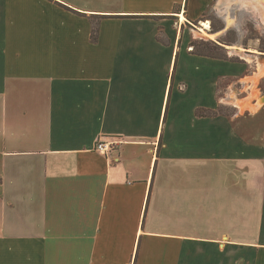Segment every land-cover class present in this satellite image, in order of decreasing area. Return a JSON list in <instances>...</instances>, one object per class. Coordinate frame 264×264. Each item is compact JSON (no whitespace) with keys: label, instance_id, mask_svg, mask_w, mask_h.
<instances>
[{"label":"crops","instance_id":"1","mask_svg":"<svg viewBox=\"0 0 264 264\" xmlns=\"http://www.w3.org/2000/svg\"><path fill=\"white\" fill-rule=\"evenodd\" d=\"M253 1L0 0V264H264V53L185 30Z\"/></svg>","mask_w":264,"mask_h":264},{"label":"rangeland","instance_id":"2","mask_svg":"<svg viewBox=\"0 0 264 264\" xmlns=\"http://www.w3.org/2000/svg\"><path fill=\"white\" fill-rule=\"evenodd\" d=\"M260 8L262 9V11H259L256 7L250 5L245 6V3L243 2L236 3V5L230 8V15L234 17L235 26L231 28L223 37L216 39V41L201 38L195 39L192 30L197 31V27L204 30V27L198 22L194 23L196 27L188 24L185 30L191 36L190 38L192 41L190 43V46L193 47V43H196L198 45L202 43L210 44L211 46L209 48L216 45L218 47H221V49L211 50L204 47V52L213 51V53L216 55L227 57L228 59L237 62H245L246 59L249 61L255 60V55L261 56L264 53V6ZM206 18L211 23V31H213L214 29H221L224 25L222 19H219L218 17H215L213 15H209ZM206 33L210 34L211 32L206 30ZM195 35L203 36L204 34L198 35L195 33ZM233 46L244 48V54L237 53L236 50H231L232 48H228ZM221 112L227 113V111L224 109H222ZM254 128L259 129L260 124H255ZM256 221L257 220L254 218L253 223H255ZM242 234L244 235V233ZM238 235L239 237L241 236V234L239 233ZM252 235L254 236L255 232H252ZM238 255L240 257V261H238V264H245L243 258L245 253H238Z\"/></svg>","mask_w":264,"mask_h":264},{"label":"trees","instance_id":"3","mask_svg":"<svg viewBox=\"0 0 264 264\" xmlns=\"http://www.w3.org/2000/svg\"><path fill=\"white\" fill-rule=\"evenodd\" d=\"M214 32L217 31V29H214L213 30ZM98 33H99V28H98V25L96 23H94V28H93V32H92V41L93 42H97L98 41ZM158 39L161 41V42H164L165 41L161 38V37H158ZM194 49H193V53L197 54V55H204V56H210V57H216V58H221V59H228L227 57H222L220 55H216L213 53V51L211 52H204V47H206V49H221V47H218L216 45H214L213 47L209 48L211 45L210 44H205V43H202V44H196V43H193L192 44ZM217 112L215 111H208V110H197V115L198 116H213V115H216Z\"/></svg>","mask_w":264,"mask_h":264},{"label":"built area","instance_id":"4","mask_svg":"<svg viewBox=\"0 0 264 264\" xmlns=\"http://www.w3.org/2000/svg\"><path fill=\"white\" fill-rule=\"evenodd\" d=\"M122 143L123 141L119 137L102 138L96 142L94 151L102 155L109 156L114 151H117Z\"/></svg>","mask_w":264,"mask_h":264},{"label":"bare ground","instance_id":"5","mask_svg":"<svg viewBox=\"0 0 264 264\" xmlns=\"http://www.w3.org/2000/svg\"><path fill=\"white\" fill-rule=\"evenodd\" d=\"M244 2V1H243ZM247 3V2H246ZM248 4H251V3H248ZM263 4V2H262V0H257V1H253L252 2V4H251V6H253V7H256L259 11H262V9L260 8V7H262L261 5ZM264 6V5H263ZM264 9V8H263ZM185 18H184V16H182V20H184ZM203 26L206 28V29H209L210 28V23L209 22H204L203 23ZM205 34H207L206 32H205ZM209 37L210 38H214V35H209ZM232 48V47H231ZM230 48V49H231ZM233 50H236L237 51V53H241V54H244L243 53V51H244V48H241V47H234V48H232ZM231 49V50H232ZM238 103V102H237Z\"/></svg>","mask_w":264,"mask_h":264}]
</instances>
